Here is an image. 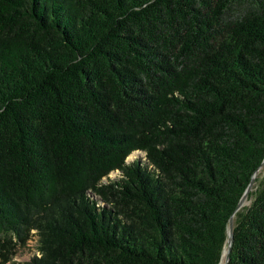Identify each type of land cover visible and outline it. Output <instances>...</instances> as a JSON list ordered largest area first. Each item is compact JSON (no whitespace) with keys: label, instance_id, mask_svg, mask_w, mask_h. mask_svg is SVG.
Returning a JSON list of instances; mask_svg holds the SVG:
<instances>
[{"label":"trees","instance_id":"1","mask_svg":"<svg viewBox=\"0 0 264 264\" xmlns=\"http://www.w3.org/2000/svg\"><path fill=\"white\" fill-rule=\"evenodd\" d=\"M263 158L264 0H0V264H264Z\"/></svg>","mask_w":264,"mask_h":264},{"label":"rangeland","instance_id":"2","mask_svg":"<svg viewBox=\"0 0 264 264\" xmlns=\"http://www.w3.org/2000/svg\"><path fill=\"white\" fill-rule=\"evenodd\" d=\"M142 155L139 152L133 153L131 154L128 158H127V162L132 161L135 157ZM264 173V165L257 171V173L255 174V177L258 175L260 177V175H262ZM111 177L114 178L115 174H111ZM244 204H248V201L245 200ZM35 245L36 242L35 240H29L26 244V246L23 247H18L17 249V253L14 256V260L17 262H25V261H29L30 258L34 255L37 254L36 249H35ZM220 264H223V260Z\"/></svg>","mask_w":264,"mask_h":264},{"label":"water","instance_id":"3","mask_svg":"<svg viewBox=\"0 0 264 264\" xmlns=\"http://www.w3.org/2000/svg\"><path fill=\"white\" fill-rule=\"evenodd\" d=\"M263 164H264V158H263L260 166L257 168V170ZM255 172H254V174H255ZM254 174H253V176L251 178V181H250L249 185L247 186L244 194L242 195L240 201L238 202L237 207H236V210L239 209L243 205L244 201L247 198V195H248L249 191L252 189ZM232 227H233V220H232V217H231L230 220H229L228 231H227V235H228V237H227V246H226L225 250L223 251V255H222V259L224 260V263L223 264H227L228 263V260H229L230 249H231V244H232Z\"/></svg>","mask_w":264,"mask_h":264},{"label":"bare ground","instance_id":"4","mask_svg":"<svg viewBox=\"0 0 264 264\" xmlns=\"http://www.w3.org/2000/svg\"><path fill=\"white\" fill-rule=\"evenodd\" d=\"M263 165H264V164H263ZM263 165H262V166H263ZM262 166H261V167H262ZM261 167H260V168H261ZM260 168H259V169H260ZM259 169H258V170H259ZM258 170H257V171H258ZM257 171L255 172V174L257 173ZM255 174H254V178H255ZM254 178H253V180H254ZM223 263H224V260H223Z\"/></svg>","mask_w":264,"mask_h":264}]
</instances>
